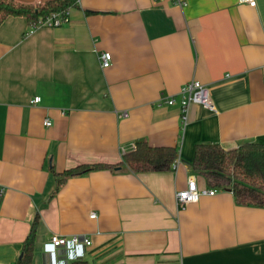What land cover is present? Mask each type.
Segmentation results:
<instances>
[{"label":"crops","instance_id":"0c3cea01","mask_svg":"<svg viewBox=\"0 0 264 264\" xmlns=\"http://www.w3.org/2000/svg\"><path fill=\"white\" fill-rule=\"evenodd\" d=\"M185 1L77 0L59 28L0 24V264H17L37 216L33 264H264V208L239 206L229 191L176 202L190 176L209 189L191 168L197 144L264 143V0ZM192 80L217 111L191 105L182 130L179 92ZM171 97L175 105H158ZM141 140L178 148V169L120 166L122 149ZM94 164L115 169L72 177L54 194L53 172ZM54 235L92 246L55 258Z\"/></svg>","mask_w":264,"mask_h":264},{"label":"trees","instance_id":"16d2710c","mask_svg":"<svg viewBox=\"0 0 264 264\" xmlns=\"http://www.w3.org/2000/svg\"><path fill=\"white\" fill-rule=\"evenodd\" d=\"M77 5V0H53L41 4H24L15 0H0V24L9 17H24L30 30H38L39 22L51 14L65 16ZM176 147H152L147 141L136 143V149L122 157L120 166L134 174L162 173L173 171L174 163L179 160ZM194 174L201 176L209 189L229 191L234 195L236 204L248 208H264V143L248 142L235 150H225L218 144H197L191 164ZM110 164L81 165L64 171L53 172L57 194L67 181L75 176L94 171L114 170ZM40 217L32 224L17 264H33ZM68 264H90L78 258Z\"/></svg>","mask_w":264,"mask_h":264},{"label":"built area","instance_id":"2783aa9c","mask_svg":"<svg viewBox=\"0 0 264 264\" xmlns=\"http://www.w3.org/2000/svg\"><path fill=\"white\" fill-rule=\"evenodd\" d=\"M172 4L177 7L184 8L187 6L185 0H170ZM242 4H246L251 8H256V0H240ZM69 12L65 16H60L57 13L51 14L46 19L39 22L38 28H59L69 22ZM112 54L110 52H103L99 56V60L103 69H108L112 65ZM180 100L179 105L181 107V125L182 130H185L189 122V110L191 105L197 104L204 108L216 112V107L213 103L210 89L203 83L197 80H192L185 84L179 92ZM40 97H36L33 100V104L40 102ZM177 103L174 97L161 100L158 105L172 106ZM121 118H127L129 113L122 111L119 113ZM53 123L50 119L44 121L45 127H51ZM136 145L132 146L131 150H135ZM126 150L122 149V155L126 154ZM180 165V161L177 160L173 165V171H176ZM219 191L215 189L200 190L198 187V181L195 176L188 178V184L185 190L178 192L176 195L177 206L184 209L191 204L199 202L202 196H214ZM4 194V190L0 189V197ZM91 218H97L96 213L91 214ZM92 246V241L89 238L81 236L64 237L54 235L50 239V252L56 258L63 253L64 250L78 249V248H89ZM79 256L78 258H80Z\"/></svg>","mask_w":264,"mask_h":264},{"label":"water","instance_id":"95a60500","mask_svg":"<svg viewBox=\"0 0 264 264\" xmlns=\"http://www.w3.org/2000/svg\"><path fill=\"white\" fill-rule=\"evenodd\" d=\"M118 170L120 169V168H117Z\"/></svg>","mask_w":264,"mask_h":264},{"label":"rangeland","instance_id":"374dc122","mask_svg":"<svg viewBox=\"0 0 264 264\" xmlns=\"http://www.w3.org/2000/svg\"><path fill=\"white\" fill-rule=\"evenodd\" d=\"M89 260V259H88ZM91 261V260H90Z\"/></svg>","mask_w":264,"mask_h":264}]
</instances>
